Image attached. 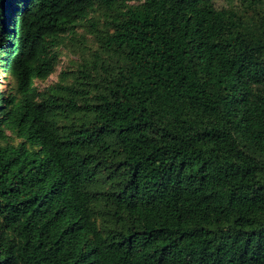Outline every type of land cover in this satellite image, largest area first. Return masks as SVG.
Listing matches in <instances>:
<instances>
[{
	"label": "trees",
	"instance_id": "obj_1",
	"mask_svg": "<svg viewBox=\"0 0 264 264\" xmlns=\"http://www.w3.org/2000/svg\"><path fill=\"white\" fill-rule=\"evenodd\" d=\"M0 70V264H264V0H0Z\"/></svg>",
	"mask_w": 264,
	"mask_h": 264
},
{
	"label": "rangeland",
	"instance_id": "obj_2",
	"mask_svg": "<svg viewBox=\"0 0 264 264\" xmlns=\"http://www.w3.org/2000/svg\"><path fill=\"white\" fill-rule=\"evenodd\" d=\"M66 63H67V58L63 57V58H62V62H61V64L58 66V71H60L61 68H62L63 66L66 65ZM56 80H57V74H54L53 76H51V78H50L49 81L46 83V85H47V84L55 83ZM9 81H10V80H8V79L6 78V76L3 74V72H1V70H0V89H3V91H5L6 89H8V87H9ZM11 81H12V80H11ZM40 86H41V87H45V85H41V84H40ZM2 229H3V225L0 224V231H1Z\"/></svg>",
	"mask_w": 264,
	"mask_h": 264
}]
</instances>
